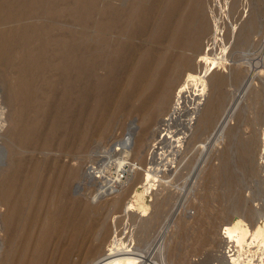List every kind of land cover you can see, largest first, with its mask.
Masks as SVG:
<instances>
[{
	"label": "bare ground",
	"instance_id": "1",
	"mask_svg": "<svg viewBox=\"0 0 264 264\" xmlns=\"http://www.w3.org/2000/svg\"><path fill=\"white\" fill-rule=\"evenodd\" d=\"M188 1L133 0L130 10L110 4L99 10L96 0H0V76L8 81L9 101H17L7 137L25 146L50 148L56 141V133L61 135L57 141L60 148L71 149L64 156L50 158L47 162L39 159L32 168L18 158L14 171L0 181V204L4 208V212L0 211V232L4 234L0 242L5 247L2 264H158L150 260L146 252L133 254L134 249L117 250L113 246L116 226L120 224L107 225L102 235L104 232L97 230V223H91V208L84 206L75 212L72 208L84 199L97 203L119 192L122 184L119 172L125 173L126 167L135 172L137 168L131 163L132 159L144 157L145 131L134 121L130 122L124 139L109 149L93 146L94 149L85 151L95 137L108 136L103 118H108L117 104L124 108L136 107L132 111L143 115L147 129L154 112L153 102L166 104L173 88L179 84L181 70L194 66L195 54L207 50L211 44L210 28L205 31L190 28L196 24L199 13L210 10L211 14L216 7L214 0H193L186 18L158 20L165 13L166 2H172L174 9L180 10ZM248 3V0L233 3L226 9L245 30L255 24L254 18L249 20ZM67 24L69 28L73 24L80 25L83 30L77 35L67 29ZM139 34L148 39L163 36L171 48L152 55L150 48L144 49L138 43ZM186 48L192 49L194 54L186 56L183 52ZM66 67L71 68L68 74L63 70ZM253 67L254 72L260 68ZM98 70L105 74L97 77ZM228 77V73L219 72L208 78L205 73L199 79L190 77L188 81V86L192 83V87H196L189 95L194 111L204 122H214L219 136L237 109L236 103L223 109L226 100L223 87ZM207 80L209 90L205 92L202 87ZM61 85L68 88L60 91ZM84 85L92 86V100L102 115L95 124L87 120L85 113H79L75 119L70 117L73 106L69 107V101ZM109 85L120 87L122 93L104 92ZM41 94L44 98H40ZM55 98L57 108L50 110L49 101ZM138 102L140 105L134 106ZM49 116L53 118L52 125L37 129ZM235 131L231 130L228 135L232 136ZM260 137V134L255 135L242 147L238 145L242 148L243 164H249L257 142L261 143ZM77 148L83 150L74 152ZM262 150L264 158V148ZM230 164L228 161L223 165L227 168ZM111 169H117V178L109 175ZM79 174V191L82 186L88 190L74 198L75 178ZM141 179H137L139 183ZM105 208L98 212L102 214ZM261 217L253 225L247 224L242 216H235L221 234L223 241L228 240L237 250L248 241H257L264 256V217ZM215 232L211 231L208 237L216 240L219 234L216 236ZM99 235L104 236L103 241Z\"/></svg>",
	"mask_w": 264,
	"mask_h": 264
},
{
	"label": "rangeland",
	"instance_id": "2",
	"mask_svg": "<svg viewBox=\"0 0 264 264\" xmlns=\"http://www.w3.org/2000/svg\"><path fill=\"white\" fill-rule=\"evenodd\" d=\"M192 1L189 0L180 10H175L172 2H166L165 13L162 12L163 15L158 20L162 22L163 19L186 18L191 9L190 5L193 4ZM214 1L216 7L211 14L210 10L203 14L199 13L196 24L190 28L192 31L195 29L205 31L210 28L211 44L207 50L205 48L195 54L194 66L181 70L179 84L177 88H173L167 103L161 105L153 102L154 112L151 114L152 119L148 128L145 129L147 125L143 121V115L132 111L136 107L124 108L123 105L117 104L110 116L103 118L106 119L108 136L95 137L85 147V151L94 149L93 146L109 149L111 145L124 139L130 122H137L139 129L145 131L144 157L133 158V162L131 161L136 165L137 170L132 172L126 167L125 173L119 172L124 186L121 184L116 194H109L97 203L84 199L72 208V212L81 210L84 206L91 208L93 210L90 216L91 223H97V230H103L101 233L108 229L107 225L110 227L120 224L116 226L118 228L112 241L113 246L118 248L117 250L134 249L133 254L146 252L148 258L157 261L158 264H264V256L261 252L263 249L261 251L258 249L257 241L253 243L248 241L237 250L236 246L228 244V240L223 241L221 236L237 215L245 218L247 224L253 225L259 222L261 215L264 217V158L262 157L264 148V0H248L249 20L254 18L255 24L252 27L250 24L247 30L226 12L233 3L242 4L245 0ZM131 3L133 4V0H96V8L103 10L110 4L123 10H130ZM67 26L68 30L76 34L83 30L80 25L73 24L71 28L69 24ZM142 36L143 34H139L138 37L141 40L138 43L144 49L150 48L152 55L157 56L160 51L171 48L167 38L163 36L155 35L149 39ZM128 38L126 36V41H129ZM183 52L186 56L194 54L190 48H186ZM253 66L260 68L254 72ZM70 69L64 68V73H70ZM219 72L228 73L230 77L223 87L226 93L223 109L237 104L235 115L221 134L222 136L218 135L214 122H204L199 113L194 111L189 95L196 87H192V83L188 86L190 77L199 79L207 73V77L210 78ZM104 74L103 70H98L96 73L97 77ZM209 83L207 80L202 87L205 92L209 90ZM65 87L68 88L66 85H61L59 90L63 91ZM127 90L129 91L130 88L127 87ZM127 90L125 89V94L128 93ZM104 92L111 95L122 93L120 87L112 85L107 86ZM93 93L92 86H81L80 92L69 101V107L73 106L71 118L75 119L79 113H85L88 121L92 124L97 122L102 115L92 100ZM8 97V81L0 76V181L14 171L18 158H22L23 162L32 168L39 159L47 162L50 158L64 156L71 150L60 148L57 141L61 135L56 133L54 134L56 141L50 148L38 145L25 146L7 137L12 127L11 115L17 106V101H9ZM40 98H44L42 94ZM139 105V102L134 104V106ZM56 108L57 99H51L49 109ZM52 123L53 118L49 116L37 129H45ZM109 124L112 125L109 126ZM233 129L236 131L232 137L230 135ZM259 134L261 143L257 142V150L255 153L252 152L249 164L245 165L242 163L243 154L240 147L255 135L258 137ZM77 149L74 152L83 150V148ZM229 150L232 151L229 153ZM84 156L87 155L84 154ZM228 161L231 164L225 168L224 165ZM109 175L117 178V169H111ZM140 177H142L141 183L138 182ZM80 178L81 174L75 178L77 182L72 193L74 198H78L88 190V187L82 186L79 191ZM102 207L107 209L105 208L101 214L98 211ZM0 211L4 212L2 205ZM211 231H216V236L219 234L221 237L218 235L216 240L214 237L212 240V236L208 237ZM197 233L199 235H195ZM3 235L0 232V241ZM102 235H105V232ZM102 235H99L101 241L104 239ZM4 253L5 247L0 242V264H2Z\"/></svg>",
	"mask_w": 264,
	"mask_h": 264
}]
</instances>
